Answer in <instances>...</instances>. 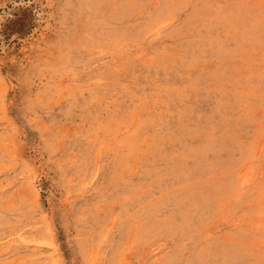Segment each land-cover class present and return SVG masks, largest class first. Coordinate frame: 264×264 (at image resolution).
<instances>
[{
  "label": "rangeland",
  "instance_id": "obj_1",
  "mask_svg": "<svg viewBox=\"0 0 264 264\" xmlns=\"http://www.w3.org/2000/svg\"><path fill=\"white\" fill-rule=\"evenodd\" d=\"M0 264H264V0H0Z\"/></svg>",
  "mask_w": 264,
  "mask_h": 264
}]
</instances>
